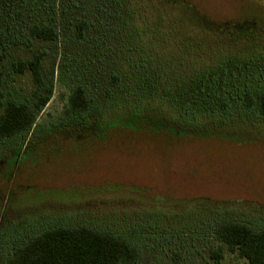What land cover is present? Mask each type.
<instances>
[{
    "label": "rangeland",
    "instance_id": "rangeland-1",
    "mask_svg": "<svg viewBox=\"0 0 264 264\" xmlns=\"http://www.w3.org/2000/svg\"><path fill=\"white\" fill-rule=\"evenodd\" d=\"M145 1L148 6H191L215 23L249 22L250 28L211 35L212 48L206 52L212 53V65L223 55L243 54L244 34H257L256 29L262 30L258 25L264 26V0ZM22 2L2 0L0 6V26L8 38L0 48L4 102L33 107L38 95L48 101L36 112L30 132L0 141V252L10 256L15 246L44 228L87 225L136 246L140 255L134 264H247L226 249L219 262L213 258L219 245L214 226L231 220L264 228V135L255 141L247 135L229 139L135 131L116 120L131 111V104L104 118L111 123L104 130L69 132L92 126L110 106L139 94L143 73L120 39L112 0ZM166 12L188 21L185 14ZM51 19L58 29L55 41L29 36V24ZM78 19L88 23L82 37L76 34ZM39 52L45 56L37 84L29 71H16L14 65ZM247 77L235 81L245 84L252 76ZM249 86L253 95L264 88V71ZM76 87L90 101L82 115L65 112ZM243 96L231 90L230 108L261 120L254 109L246 111Z\"/></svg>",
    "mask_w": 264,
    "mask_h": 264
},
{
    "label": "trees",
    "instance_id": "trees-1",
    "mask_svg": "<svg viewBox=\"0 0 264 264\" xmlns=\"http://www.w3.org/2000/svg\"><path fill=\"white\" fill-rule=\"evenodd\" d=\"M26 2L23 0L22 3ZM112 2L116 5L113 8L118 28L122 31L120 39L130 50L131 59L136 60L140 66L139 72L143 73L140 74L142 87L133 98H125L101 113L92 126L87 128L89 124H86L87 130L83 128L69 132L80 134L97 133L101 128L104 130L108 123L111 125L104 118L112 117L116 107L120 109L131 104V111H123L116 120L135 131L150 128L193 137L240 139L244 136L238 135H247L255 141L262 139L264 88L253 95L249 86L256 74L264 71V51L260 49V46L264 49L262 24L258 25L262 30L256 29L257 34H244L243 54L223 55L212 65V53L206 52L212 48L211 35L217 33V37H222L232 28H243L245 25L250 28L252 26L249 22L237 26H231L229 22L215 23L194 11L191 6H148L145 0ZM182 2L173 0V3L180 5ZM167 10L182 13L181 16L185 14L188 21L175 14L169 18ZM87 27L86 20L78 19L75 23L77 36L82 37ZM27 30L29 36L40 41H55L58 38L54 19L47 23L33 22L27 26ZM208 38L211 40L208 41ZM7 39L4 28L0 26V48L5 46ZM44 56V52H39L30 60L17 62L14 68L19 72L29 71L33 80L40 84V65ZM3 58L4 55L0 53V61ZM244 74L249 75H245L247 78L252 76L251 81L238 84L235 80L243 81ZM3 75L0 66V141L30 132L36 121V112L48 101L47 97L38 95L33 107L15 100L5 103ZM229 82L235 85L227 86ZM231 90L242 91L246 111L254 109L255 116L261 120L251 118L248 114H238L234 108L231 109L227 98ZM201 95H207L209 99L205 100ZM148 101L154 102L153 107L145 106ZM89 107L90 101L85 90L76 87L69 97L65 112L82 115ZM25 144L18 148L17 154ZM8 177L7 174L2 178ZM200 205L209 207L208 204ZM3 212L0 211V220ZM214 237L219 242L217 249L212 252L217 262L224 256L226 249L236 253L247 264H264V228L254 229L245 223L220 220L214 226ZM139 255L136 246L111 232L87 225L56 226L44 228L28 241L15 246L8 257L0 252V264H134Z\"/></svg>",
    "mask_w": 264,
    "mask_h": 264
}]
</instances>
